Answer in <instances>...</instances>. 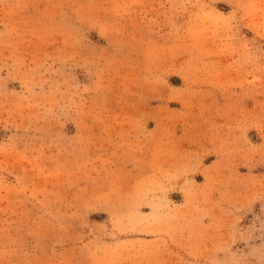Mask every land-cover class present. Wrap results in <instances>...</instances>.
Returning <instances> with one entry per match:
<instances>
[{
  "label": "rangeland",
  "instance_id": "374dc122",
  "mask_svg": "<svg viewBox=\"0 0 264 264\" xmlns=\"http://www.w3.org/2000/svg\"><path fill=\"white\" fill-rule=\"evenodd\" d=\"M0 264H264V0H0Z\"/></svg>",
  "mask_w": 264,
  "mask_h": 264
}]
</instances>
